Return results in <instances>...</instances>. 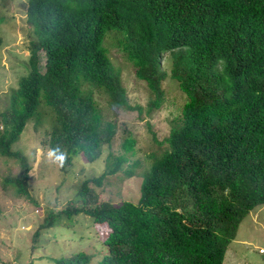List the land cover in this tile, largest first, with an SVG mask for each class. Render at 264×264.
<instances>
[{
    "label": "trees",
    "instance_id": "1",
    "mask_svg": "<svg viewBox=\"0 0 264 264\" xmlns=\"http://www.w3.org/2000/svg\"><path fill=\"white\" fill-rule=\"evenodd\" d=\"M26 22L35 37L29 72L0 113L1 154L19 164L4 183L16 196L31 199L32 166L11 149L29 120L37 129L50 111L40 144L67 176L76 156L93 163L110 148L118 124L108 116L142 114L107 38L149 91L147 115L161 108L169 80L184 97L137 201L114 205L112 191L96 192L112 179L120 191L118 173L136 144L126 130L122 154L108 152L99 176L74 173L73 199L49 210L41 229L93 227L106 251L96 262L77 252L52 264H223L240 223L264 205V0H28Z\"/></svg>",
    "mask_w": 264,
    "mask_h": 264
},
{
    "label": "rangeland",
    "instance_id": "2",
    "mask_svg": "<svg viewBox=\"0 0 264 264\" xmlns=\"http://www.w3.org/2000/svg\"><path fill=\"white\" fill-rule=\"evenodd\" d=\"M27 5L28 0H0V38L3 41L0 50V113L8 108L9 96L17 88L19 79L29 72V47L35 37L26 22ZM112 43L113 38L105 41L109 47V57L114 67L121 69V81L130 104L143 107L142 114L119 111L115 117L108 116L109 120L114 118L118 124L117 136L110 148L104 147L102 158L93 163L86 162L80 155L76 156L67 176L59 171L58 160L40 144L52 117L50 111L45 110L44 119L37 129H34L35 121L29 120L12 151L19 152L32 166L28 181L31 199L14 195V188L4 183L7 177L18 174L19 164L15 159L3 157L0 147V264H52L54 259L67 258L77 252L89 254L92 260L99 258L106 247L95 229L91 235L93 227L81 233L77 222L70 224L68 221V225L42 230L48 211L58 212L73 199L78 184L74 179L75 172L83 170L82 179L97 177L104 171V158L108 152L122 154V130L134 137L136 144L134 154H127V163L118 173L124 179L119 184L120 191L114 186L115 179H112V185L96 190L101 199L107 198L112 191L114 205L139 199L141 177L153 163L151 156H159L166 148L158 143L168 137L174 117L180 114L184 102L182 93L170 80L167 81L163 84L166 94L161 108L147 115L150 93L144 83L134 77L133 68ZM39 58L43 71V51L39 52ZM97 100L103 104L98 96ZM125 172H132L134 176L129 178ZM35 234H38V238L33 241ZM81 235L85 237L81 238ZM223 264H264V205L252 210L240 223Z\"/></svg>",
    "mask_w": 264,
    "mask_h": 264
},
{
    "label": "clouds",
    "instance_id": "3",
    "mask_svg": "<svg viewBox=\"0 0 264 264\" xmlns=\"http://www.w3.org/2000/svg\"><path fill=\"white\" fill-rule=\"evenodd\" d=\"M27 10L25 9V12H26ZM26 14V13H25ZM25 18H26V16H25ZM3 46V45H2ZM41 52V51H40ZM45 54V53H44ZM0 130H1V128H0ZM14 145V144H13ZM13 145L11 146V149H12V147H13ZM261 254L263 253V252H260ZM89 255V254H88ZM101 256H102V254L100 255V257L99 258H97V259H94V260H92V262H96V261H98L100 258H101Z\"/></svg>",
    "mask_w": 264,
    "mask_h": 264
}]
</instances>
